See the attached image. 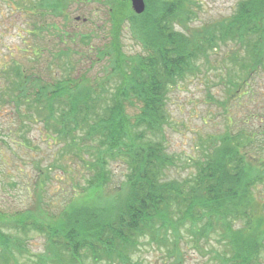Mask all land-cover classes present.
Listing matches in <instances>:
<instances>
[{"label":"trees","instance_id":"16d2710c","mask_svg":"<svg viewBox=\"0 0 264 264\" xmlns=\"http://www.w3.org/2000/svg\"><path fill=\"white\" fill-rule=\"evenodd\" d=\"M75 1L41 0L38 12L16 0L18 18L31 19L24 44L44 39L58 18L64 28ZM96 1L106 42L89 46L87 34L62 30L56 50L35 40L18 49L23 62L0 68L20 123L40 122L79 169L66 165L72 193L56 211L42 194L35 210L0 211V264H137L144 244L166 264H185L189 250L203 264H264V111L237 126L225 110L224 129L202 140L197 160H184L193 166L184 177H173L185 165L166 137L170 92L201 66L218 71L227 92L264 69V0H238L231 15L199 25L196 0H144L140 15L127 0ZM124 32L138 51L125 50ZM112 163L124 172L115 185ZM34 235L44 245L31 257Z\"/></svg>","mask_w":264,"mask_h":264},{"label":"rangeland","instance_id":"374dc122","mask_svg":"<svg viewBox=\"0 0 264 264\" xmlns=\"http://www.w3.org/2000/svg\"><path fill=\"white\" fill-rule=\"evenodd\" d=\"M12 1L16 4L0 2V68L10 61L23 62V54L18 49L29 48L33 41L40 40L37 37L34 40L30 38L24 44L26 38H21V31L30 26L27 22L31 19L26 17L25 20H20L16 14V6L21 4L16 0ZM196 1L199 3L200 12L199 20L195 21L194 25L231 15L238 2V0ZM29 3H32L35 11H43L39 6L41 0H29ZM68 7V15L70 14L68 24L60 29L62 20L58 18L56 20L58 28H48L42 37L43 45L50 50H56L58 37L65 39L63 31L65 35H71L73 32L83 36L87 34L91 38L87 44L89 46L106 42L103 40L107 33L105 22L107 16L104 8L96 0H76L68 4ZM123 44L127 52H136L140 49L126 32L123 33ZM58 45L63 47L61 43ZM254 62L259 61L255 59ZM238 68L239 65L231 71L230 77L238 72ZM218 75V71H210L206 66H201V72L190 76L170 92L168 105L171 125L166 129L168 151L179 155L180 158L177 159H181L180 164L185 165L184 168H177L173 177L180 175L184 177L187 174L186 170L193 168L189 160H184L189 157L197 160L200 157L202 140L209 134L224 129L225 110L236 121L237 126L247 114L264 111V69L248 77L251 78L249 84L238 88L237 91L231 89L227 92V84L221 82ZM1 87L0 83V211L15 215L27 208L35 210L38 208L36 202L39 194H42L44 201L49 202V206H53L51 211H56L72 193L70 188L73 181L65 174L66 165L70 164V161L67 162L68 158L64 156L60 157V145L49 139L40 122L33 121L26 126L20 123L13 112L14 100L10 99ZM222 101H225L224 106L219 104ZM117 164H111L115 177L114 185L121 181L124 173ZM69 166L78 173L79 169L75 165ZM39 173L44 178L43 187L40 184L42 178ZM75 179L79 180L80 176L77 174ZM43 245V236L34 235L28 246L31 257L41 251ZM162 257L163 252L157 250L155 246L144 244L132 259L137 264H166L162 262ZM31 263L28 260L22 262ZM185 264L203 262L197 253L189 250Z\"/></svg>","mask_w":264,"mask_h":264},{"label":"water","instance_id":"95a60500","mask_svg":"<svg viewBox=\"0 0 264 264\" xmlns=\"http://www.w3.org/2000/svg\"><path fill=\"white\" fill-rule=\"evenodd\" d=\"M130 2V7L133 13L140 15L145 10V1L144 0H127Z\"/></svg>","mask_w":264,"mask_h":264}]
</instances>
